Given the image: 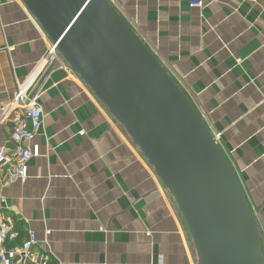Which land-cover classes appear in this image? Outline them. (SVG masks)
Returning a JSON list of instances; mask_svg holds the SVG:
<instances>
[{"label":"crops","instance_id":"0c3cea01","mask_svg":"<svg viewBox=\"0 0 264 264\" xmlns=\"http://www.w3.org/2000/svg\"><path fill=\"white\" fill-rule=\"evenodd\" d=\"M184 93L224 153L264 253V0H107ZM20 0L0 6V111L18 88L42 107L24 184L0 216L37 243L13 264H198L173 198L121 126L61 60ZM13 115L0 123L11 154Z\"/></svg>","mask_w":264,"mask_h":264},{"label":"water","instance_id":"95a60500","mask_svg":"<svg viewBox=\"0 0 264 264\" xmlns=\"http://www.w3.org/2000/svg\"><path fill=\"white\" fill-rule=\"evenodd\" d=\"M173 198L198 264H264L255 216L184 93L107 0H20Z\"/></svg>","mask_w":264,"mask_h":264},{"label":"built area","instance_id":"2783aa9c","mask_svg":"<svg viewBox=\"0 0 264 264\" xmlns=\"http://www.w3.org/2000/svg\"><path fill=\"white\" fill-rule=\"evenodd\" d=\"M254 2L255 0H245ZM2 0H0V6ZM191 8H201V0L190 2ZM56 47L50 44L46 58L54 60L57 57ZM13 115L12 126L9 132L11 154L7 155L6 149L0 146V180L2 183L10 184L19 182L24 184L28 178V164L34 157L31 143L42 125V107L30 98L25 89L18 88L12 95L9 104L0 111V123ZM215 140L218 137H214ZM2 198L0 197V200ZM17 234L11 230V226L0 216V264L24 263L35 259L32 248L37 239L34 233L29 232L19 246L8 248L7 242L14 241ZM41 264H46L43 261Z\"/></svg>","mask_w":264,"mask_h":264}]
</instances>
